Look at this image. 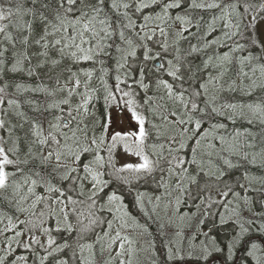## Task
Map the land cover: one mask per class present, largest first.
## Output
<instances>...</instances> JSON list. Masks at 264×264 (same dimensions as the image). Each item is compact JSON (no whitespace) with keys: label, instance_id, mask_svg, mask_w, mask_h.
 <instances>
[{"label":"snow or ice","instance_id":"snow-or-ice-1","mask_svg":"<svg viewBox=\"0 0 264 264\" xmlns=\"http://www.w3.org/2000/svg\"><path fill=\"white\" fill-rule=\"evenodd\" d=\"M114 181L179 194L168 262L235 264L264 233V0H0V264H134Z\"/></svg>","mask_w":264,"mask_h":264},{"label":"rangeland","instance_id":"rangeland-1","mask_svg":"<svg viewBox=\"0 0 264 264\" xmlns=\"http://www.w3.org/2000/svg\"><path fill=\"white\" fill-rule=\"evenodd\" d=\"M98 108H99V105H98ZM121 120H123V123L121 124ZM116 123H117V125L119 126V127H122V128H124L125 130H127V128L130 126V121H129V114L127 113V112H125L124 114H123V117H121L120 115H116ZM153 141L152 140H149L148 141V143L149 144H151ZM103 154H105V153H103ZM119 159V158H118ZM130 159H135L134 157H131ZM119 162L120 163H123V162H125L123 159H119ZM237 173L238 172H234V175H237ZM239 174V173H238ZM257 174H259V173H257ZM137 183V182H136ZM143 185L144 187H146L147 189H142L143 191L142 192H146L147 193V196L144 198V200H147L148 199V197H152L153 198V201H155V199H154V197L155 196H157L158 195V192L157 191H155V190H152V189H149V186H150V182H143V183H141V182H138V185ZM114 187V189L115 190H117L118 192L119 191H121L122 189H124V190H126V191H128V196L127 197H129V199L128 200H126L125 199V196H124V202L128 205V208L130 207V208H135V206H134V204H133V192L132 191H130L129 190V185H123V184H121V182H119V181H114L113 183H112V185H111V187ZM111 189V188H110ZM109 189V190H110ZM178 194H174V195H172L171 196V200H172V202H173V204H174V201H175V197L177 196ZM212 195H213V200L215 201L216 199H218V197H216V195H215V192H213L212 193ZM229 199H231V197H229ZM156 202V201H155ZM161 202V201H160ZM160 202H156V203H159L160 204ZM189 203V205H191V201L189 200L188 201ZM164 203V202H163ZM164 205H165V203H164ZM163 205V206H164ZM162 205H160L159 206V208H160V211L163 213V211H164V213H166V217L169 219V217L171 216V214H172V211L171 210H165L164 209V207H163ZM190 209H185V211H189ZM192 210H194V209H192ZM128 211V213L130 214V216H132V218L133 219H129L131 222H128L130 225H135V230H137L138 232H141L142 231V227H141V224L143 225V229L146 231V232H148V229L150 228V227H148L149 226V224H147L146 223V219H147V217L146 216H141L140 217V220L138 219L137 220V218L136 217H134L130 212H129V210H127ZM222 211H224V209L222 208V207H219L217 204H213V206H212V213H213V215L211 216V217H206L205 219H206V221L208 222V224H209V226H211V223H212V219H210V218H217L218 216L216 215V213H219V212H222ZM256 211H261V209L259 208V207H256ZM244 215H248V213H244ZM164 216V215H163ZM108 218H111L110 216L108 217ZM172 219L174 220V221H176L179 225H180V221L176 218V217H172ZM141 222V223H140ZM127 229V228H126ZM126 229H123L122 230V234H126V233H129V231L128 230H126ZM130 229H133V228H130ZM150 230V229H149ZM204 230H207L206 228L204 229ZM193 231H195V229H192V233H193ZM234 233H236L237 231H239V229H238V227L237 226H235L234 227ZM252 234V233H251ZM191 235V234H190ZM189 235V236H190ZM212 235H214V236H216L215 234H213L212 233ZM142 236H144V237H146V238H148V234H142ZM253 236L256 238V242H258V243H261V241H259L258 239H261V240H263V243H264V233H260V232H258V231H256L255 230V227H254V232H253ZM186 237V236H185ZM217 240L220 242V244L221 245H223L224 244V242L225 241H227V239H226V236L223 234V232H220L217 236ZM138 239H142L141 238V234H139L138 233ZM204 239V237L203 236H200L199 237V239H198V241H192L191 243H193V244H196V245H198L199 244V241L200 240H203ZM185 240L186 239H184V241H183V244H184V242H185ZM188 242V240L186 241V243ZM183 244H182V246H183ZM188 244L189 243H187V247H188ZM243 247L244 246H239V251L237 252V254H239V253H241V254H239V255H241L243 258L245 257V254L243 253ZM136 249H137V252H136V255H135V257H134V263L138 260V261H140L141 259H143L145 256H147L148 255V253L150 252L149 251V248H148V245H147V243L146 242H142V241H140V243L138 244V246H136L135 247ZM20 251H23L22 249L20 250ZM166 253H165V256L167 255V251L166 250H164ZM222 258V257H221ZM183 262H184V264H193V262L191 261V260H186V259H184L183 260ZM180 264H182V262H179ZM249 264H252L251 262H249Z\"/></svg>","mask_w":264,"mask_h":264},{"label":"trees","instance_id":"trees-1","mask_svg":"<svg viewBox=\"0 0 264 264\" xmlns=\"http://www.w3.org/2000/svg\"><path fill=\"white\" fill-rule=\"evenodd\" d=\"M5 6H8L7 3H5ZM7 78L8 79H12V80H24V81H26L28 83H35L36 82L34 79L28 78V77H26V76H24L22 74L9 73ZM109 83L110 84L114 83V81L113 80H109ZM10 91H11V89H10ZM97 95H98L99 98L95 99L93 101V105H94V107L97 110H99V109L103 108V104H104L103 96H104V93H103L102 90H100L97 93ZM98 105H99V108H98ZM132 191H133V202H134L133 204L135 206V209H136V211H139L138 215L141 214L142 216H146L147 217V219L145 221H146L147 224H149L148 227H150L149 228L150 230L148 229V238L142 236V234H141V238L142 239H139V241L146 242L148 246H149V243H152V245H153V247L151 249H149L150 252L148 253V255L145 256L140 261L137 260L135 262V264H140V262L142 260H144V259H148L151 262H153V261L160 262V259H162V257L165 256V251L164 250L167 251V248L170 246L169 241L175 240V231L178 230V228L176 227V225H178V223L173 220L175 222V224L174 225L170 224L169 223V219H167L166 216H163V215H166V213H164V211L162 213L160 211V208H159V206L160 205L163 206L164 203H165V205H169V199H171V197L163 196V194H164L163 193L161 195V196H163V199L161 200L159 206L157 207L156 212L153 213L152 212V208H153L152 204H148L147 202H145L146 207H145L144 210H141V208L136 205V203H135L136 194L138 192H141V191H138L137 189H133ZM170 191H171V189H170ZM174 194H178V193L173 191L172 195H174ZM127 196H128V193H126V197ZM127 198L129 199V197H127ZM154 203H156V202L154 201ZM165 205L163 206L164 209H165ZM181 207H183L185 209L187 208L183 204L181 205ZM168 210L172 211V205H169ZM145 212H147V215L145 214ZM128 220L129 219L127 218V221ZM161 224L164 225L163 229H161V227H160ZM230 224H232V223H230ZM218 226H220V225L218 224ZM224 226H225L224 227L225 229L230 230V225H224ZM162 232H163V235L161 234ZM224 232H226V231H224ZM227 235H228V233L225 236H227ZM145 264H149V261H146Z\"/></svg>","mask_w":264,"mask_h":264},{"label":"flooded vegetation","instance_id":"flooded-vegetation-1","mask_svg":"<svg viewBox=\"0 0 264 264\" xmlns=\"http://www.w3.org/2000/svg\"><path fill=\"white\" fill-rule=\"evenodd\" d=\"M253 232H254V229H252V231L249 233V235L247 237H245V240L243 241V245L242 246H244L243 247V253L245 254V256L247 254V246H248L250 240H252ZM238 251H239V249L237 248V250L235 252V256H234L235 264H241L243 262V257L241 255H239L241 253L237 254ZM248 260L252 264H255V261H252L250 257L248 258ZM165 262H167V255L163 256L162 259H161V263H165ZM161 263L160 262H156V264H161Z\"/></svg>","mask_w":264,"mask_h":264}]
</instances>
